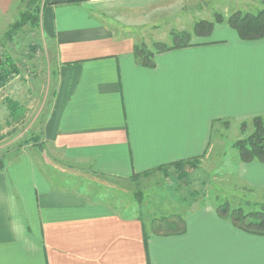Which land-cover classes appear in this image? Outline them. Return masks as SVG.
<instances>
[{
    "label": "crops",
    "instance_id": "crops-1",
    "mask_svg": "<svg viewBox=\"0 0 264 264\" xmlns=\"http://www.w3.org/2000/svg\"><path fill=\"white\" fill-rule=\"evenodd\" d=\"M175 1L43 7V32L61 63L58 83L43 150H23L0 170V264H264V235L237 228L217 204L176 214L168 224L176 229L165 233L96 202L85 186L52 178L61 171L128 179L202 156L219 119L264 116V38L243 40L217 23L209 37L193 35L192 45L158 53L146 66L136 41L111 26L118 14L148 19ZM241 163L245 182L264 188V163Z\"/></svg>",
    "mask_w": 264,
    "mask_h": 264
},
{
    "label": "rangeland",
    "instance_id": "rangeland-1",
    "mask_svg": "<svg viewBox=\"0 0 264 264\" xmlns=\"http://www.w3.org/2000/svg\"><path fill=\"white\" fill-rule=\"evenodd\" d=\"M7 2L0 0V76L3 77L0 78V157L6 161L19 154L15 152L18 145L22 146L20 152L36 146L35 140H30L33 133L42 140L41 130L52 104L61 65L55 42L43 32L41 12L37 8L38 4L43 9L49 3L44 5L42 0L29 6V0ZM163 8L148 19L143 15L118 14L111 26L123 35L128 34L136 44L144 43L151 49L155 42L171 44L174 32L193 33L196 22L214 20L216 13L228 18L237 11L263 10L264 0H177ZM27 13L38 17V21L32 22L31 17L23 24L22 17ZM168 17V21H158ZM152 20L158 22L151 23ZM4 68L11 73L5 76ZM254 128L252 119L217 123L211 130L207 152L187 168L186 175H179V171L170 167L135 181L108 176L90 178L88 173L81 174L84 178L72 177L61 171L52 178L56 184H74L78 190L85 186L84 190L96 202L105 203L126 216H136L146 227L152 224L161 230L171 227L168 224L174 215L180 213L183 217L194 206L204 203L227 201L232 207H241L247 212L264 210V188L245 182L241 173L245 165L235 147L237 142L249 138Z\"/></svg>",
    "mask_w": 264,
    "mask_h": 264
},
{
    "label": "trees",
    "instance_id": "trees-1",
    "mask_svg": "<svg viewBox=\"0 0 264 264\" xmlns=\"http://www.w3.org/2000/svg\"><path fill=\"white\" fill-rule=\"evenodd\" d=\"M42 0H29V6H32L35 2H41ZM45 4L50 3L51 0H44ZM79 2L81 0H75ZM39 6V7H38ZM37 8H39L40 12L42 9L38 4ZM32 17V22L34 20L38 21V17L31 16L29 13L24 14L23 24ZM227 22L239 35V37L243 40H258L264 38V9L260 10L256 13L254 12H242L237 11L233 12L226 18L221 13H216L214 20L202 19L199 22H196L194 26V32H174L172 33V42L171 44H167L165 42H155L152 48H148L144 43H139L134 45V53L137 60L146 66L154 65V57L156 54L165 52L174 48L187 47L192 45L193 35L197 37H206L210 36L215 24ZM78 62V61H77ZM73 62V63H77ZM73 63H67V65H72ZM5 76L9 73V69L4 68ZM0 78H3L0 76ZM5 79V78H4ZM14 118L17 117L16 112L13 113ZM229 119H219L215 121L220 123L222 121L227 122ZM254 123V133L247 139L237 142L235 147L238 149L240 154V160L242 162H252V161H260L264 163V116H257L252 119ZM215 125L213 123L212 130H214ZM31 141L36 143V146L39 150H43L44 143L40 140V135L36 136V134H32ZM26 140L25 142H28ZM21 144L16 147V153L20 152ZM207 152V151H206ZM205 154V153H204ZM203 156V155H202ZM191 157L187 159H181L178 161L166 163L155 167L154 169H150L141 173H135L133 176L129 177L128 180H138L144 176H149L156 171H166L170 167H174L177 171H179V175H186V170L189 166L194 165V161L200 159V157ZM6 160L3 157H0V170H5ZM217 204L218 213L225 219L229 220L233 223L237 228L258 235H264V210L257 211H244L241 207H232L229 202L219 201ZM177 215H174L175 217ZM176 229V227H175ZM174 228H169L168 230H164V232H169L175 230ZM177 232L179 229L176 230ZM145 243L147 241V236L144 234Z\"/></svg>",
    "mask_w": 264,
    "mask_h": 264
}]
</instances>
